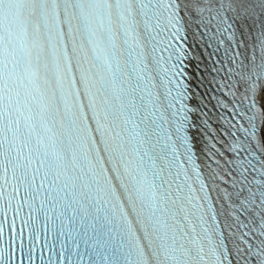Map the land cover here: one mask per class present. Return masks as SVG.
Returning a JSON list of instances; mask_svg holds the SVG:
<instances>
[{"label":"snow or ice","instance_id":"obj_1","mask_svg":"<svg viewBox=\"0 0 264 264\" xmlns=\"http://www.w3.org/2000/svg\"><path fill=\"white\" fill-rule=\"evenodd\" d=\"M0 264H264V0H0Z\"/></svg>","mask_w":264,"mask_h":264}]
</instances>
